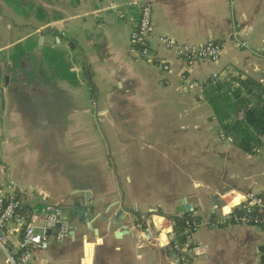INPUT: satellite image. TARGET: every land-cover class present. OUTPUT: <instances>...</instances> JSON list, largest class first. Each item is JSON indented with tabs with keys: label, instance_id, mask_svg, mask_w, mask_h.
<instances>
[{
	"label": "crops",
	"instance_id": "crops-1",
	"mask_svg": "<svg viewBox=\"0 0 264 264\" xmlns=\"http://www.w3.org/2000/svg\"><path fill=\"white\" fill-rule=\"evenodd\" d=\"M124 1L0 0V188L59 204L69 226L33 264H179L156 214L207 218L225 189L264 196V132L248 149L221 141L206 98L179 85L229 66L264 84V0H149L152 33L202 42L236 32L258 49L227 40L219 59L191 64L160 49L166 81L129 57ZM117 209L122 225L109 223ZM193 238L194 264L264 262L256 225L201 224Z\"/></svg>",
	"mask_w": 264,
	"mask_h": 264
},
{
	"label": "built area",
	"instance_id": "built-area-1",
	"mask_svg": "<svg viewBox=\"0 0 264 264\" xmlns=\"http://www.w3.org/2000/svg\"><path fill=\"white\" fill-rule=\"evenodd\" d=\"M116 12L130 20L127 36L129 57L132 61L156 65L162 81H166V76L171 72V65L166 57L159 53L160 49L172 51L174 56L185 64L216 61L222 54L227 40L232 41L235 47L258 51L239 38L236 32H232V38H208L202 42H183L167 34L152 33V8L149 0H125L116 8ZM260 73L261 76L264 75V68ZM179 81L180 87L193 92L198 99L203 98L205 79L198 80L181 75ZM241 114L242 110H239L238 115ZM216 136L224 142L233 141L232 135L224 132L221 127L217 129ZM220 199L221 211H213L207 218L185 213L180 227L173 216L156 214L160 219L156 221L157 235H162V241L174 249L179 264H194L193 234L201 224L256 225L262 230L264 237V196L259 191L225 189L220 193ZM135 226L138 228L140 223ZM11 231L17 236L14 251L8 249L7 243ZM68 231V222L62 216L59 204L28 201L22 190L0 188V253L3 254L5 264H33V256L37 250L45 248L49 240H64Z\"/></svg>",
	"mask_w": 264,
	"mask_h": 264
},
{
	"label": "trees",
	"instance_id": "trees-1",
	"mask_svg": "<svg viewBox=\"0 0 264 264\" xmlns=\"http://www.w3.org/2000/svg\"><path fill=\"white\" fill-rule=\"evenodd\" d=\"M203 97L224 132L232 135L241 147L248 149L264 132V84L233 66L222 74L207 77ZM242 110L239 116L237 112ZM178 227L183 217L173 216Z\"/></svg>",
	"mask_w": 264,
	"mask_h": 264
},
{
	"label": "water",
	"instance_id": "water-1",
	"mask_svg": "<svg viewBox=\"0 0 264 264\" xmlns=\"http://www.w3.org/2000/svg\"><path fill=\"white\" fill-rule=\"evenodd\" d=\"M190 205L186 203L183 207H181L179 210H183V212L190 210ZM124 218V215L121 213V209H117L115 213L113 214V217L109 219V223H114L117 225H122L121 219Z\"/></svg>",
	"mask_w": 264,
	"mask_h": 264
}]
</instances>
